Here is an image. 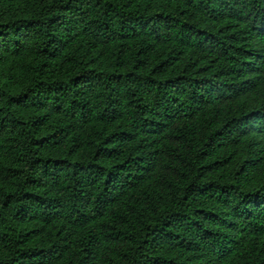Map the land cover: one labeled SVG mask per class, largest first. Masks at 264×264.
<instances>
[{"label":"trees","instance_id":"trees-1","mask_svg":"<svg viewBox=\"0 0 264 264\" xmlns=\"http://www.w3.org/2000/svg\"><path fill=\"white\" fill-rule=\"evenodd\" d=\"M0 264H264V0H0Z\"/></svg>","mask_w":264,"mask_h":264}]
</instances>
